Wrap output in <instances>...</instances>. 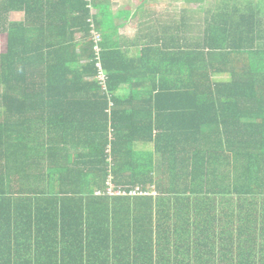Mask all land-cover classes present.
<instances>
[{
    "label": "trees",
    "instance_id": "16d2710c",
    "mask_svg": "<svg viewBox=\"0 0 264 264\" xmlns=\"http://www.w3.org/2000/svg\"><path fill=\"white\" fill-rule=\"evenodd\" d=\"M93 6L0 0V264H264L263 12L225 2L135 84Z\"/></svg>",
    "mask_w": 264,
    "mask_h": 264
},
{
    "label": "crops",
    "instance_id": "0c3cea01",
    "mask_svg": "<svg viewBox=\"0 0 264 264\" xmlns=\"http://www.w3.org/2000/svg\"><path fill=\"white\" fill-rule=\"evenodd\" d=\"M225 2L236 11L259 10L264 15V0H204L201 4L192 0H92L104 43L130 57L144 58V66L137 65L133 70L137 73L132 77L135 84L157 83L161 72H166L163 78L170 81L175 73V54L188 50L185 38L191 41L193 23L202 29L209 12ZM10 17L22 16L12 12ZM212 78L226 80L229 74L216 72ZM128 88L129 85L119 93H126ZM140 105L137 109L145 110Z\"/></svg>",
    "mask_w": 264,
    "mask_h": 264
},
{
    "label": "built area",
    "instance_id": "2783aa9c",
    "mask_svg": "<svg viewBox=\"0 0 264 264\" xmlns=\"http://www.w3.org/2000/svg\"><path fill=\"white\" fill-rule=\"evenodd\" d=\"M93 33H94V40L95 41L99 40L100 36L96 32H93ZM100 73H102V72H100ZM100 73H99L100 76H98V78L102 79L104 77V74L103 73L100 74ZM97 192H99V191H97ZM105 192L111 195V194H119V193H121V190H119V189L118 190H114L112 185L109 183L107 185V187L105 188Z\"/></svg>",
    "mask_w": 264,
    "mask_h": 264
},
{
    "label": "rangeland",
    "instance_id": "374dc122",
    "mask_svg": "<svg viewBox=\"0 0 264 264\" xmlns=\"http://www.w3.org/2000/svg\"><path fill=\"white\" fill-rule=\"evenodd\" d=\"M18 16V15H17ZM79 34H77V38L79 37ZM81 35V34H80ZM6 45V38L5 34L0 33V51H3ZM215 77V76H214ZM226 79V78H225Z\"/></svg>",
    "mask_w": 264,
    "mask_h": 264
}]
</instances>
